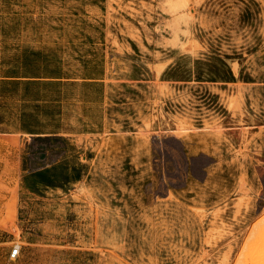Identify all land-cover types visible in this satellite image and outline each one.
Segmentation results:
<instances>
[{
    "label": "rangeland",
    "instance_id": "rangeland-1",
    "mask_svg": "<svg viewBox=\"0 0 264 264\" xmlns=\"http://www.w3.org/2000/svg\"><path fill=\"white\" fill-rule=\"evenodd\" d=\"M170 2L0 0L10 264H264V0Z\"/></svg>",
    "mask_w": 264,
    "mask_h": 264
},
{
    "label": "crops",
    "instance_id": "crops-1",
    "mask_svg": "<svg viewBox=\"0 0 264 264\" xmlns=\"http://www.w3.org/2000/svg\"><path fill=\"white\" fill-rule=\"evenodd\" d=\"M0 84L5 83L1 82ZM5 108L6 104L3 100V97L1 96L0 169L13 171L19 170L21 167L25 171L32 170L36 164V152L32 149L33 145L30 144L29 141L33 140L34 142L36 137L48 138L54 137L55 135L36 132L35 115L21 113L20 111H9V109ZM20 139L23 141L22 145L19 144ZM25 142H28V144H24ZM21 146H23V149H21ZM9 185L12 186L13 181H9ZM10 203L12 204L11 207H9ZM18 216V203L14 204V202L9 199L5 205L2 199H0V264H10L20 256L21 246L18 245V255L15 258L11 257L12 249L16 247V245H12L15 240L14 236L12 235V232H14L12 226L13 223L3 220V218H13Z\"/></svg>",
    "mask_w": 264,
    "mask_h": 264
},
{
    "label": "bare ground",
    "instance_id": "bare-ground-1",
    "mask_svg": "<svg viewBox=\"0 0 264 264\" xmlns=\"http://www.w3.org/2000/svg\"><path fill=\"white\" fill-rule=\"evenodd\" d=\"M168 1H169V0H168ZM170 1L172 2V3L170 2L172 5H171V6L169 5L170 7H168V8H170V10H173L174 13H175V11H176L178 8H182V7H183V4H182V3L179 4V3L177 2V0H173V1L170 0ZM171 7H172V9H171ZM184 8H186V6H185ZM174 10H175V11H174ZM177 11H178V10H177ZM170 12H172V11H170ZM182 13H183V11H182ZM182 13H181V14H182ZM185 13H186V12H185ZM192 13H193V12H192ZM179 14H180V13H179ZM193 14H194V13H193ZM193 14H192V15H193ZM178 16H179V15H178ZM186 16H190V15H187V14H186ZM174 18H175V17H174ZM176 18H177V16H176ZM177 19H179V17H178ZM187 19H188V17H187ZM189 19H190V17H189ZM189 19H188V20H189ZM184 20H185V19H184ZM184 20H183V21H184ZM178 21H180V20H178ZM185 23H186V22H185ZM180 162H181V161H180ZM183 163H184V162H183ZM180 164H181V163H180ZM191 170H192V169H191ZM167 172H168V171H167ZM170 174H171V173H170ZM162 175H163V174H162ZM163 178H164V177H163ZM203 250H204V249H203ZM200 251H201V250H200ZM203 253H204V252H203ZM204 255H205V254H204ZM219 263H220V262H219ZM204 264H205V263H204Z\"/></svg>",
    "mask_w": 264,
    "mask_h": 264
},
{
    "label": "built area",
    "instance_id": "built-area-1",
    "mask_svg": "<svg viewBox=\"0 0 264 264\" xmlns=\"http://www.w3.org/2000/svg\"><path fill=\"white\" fill-rule=\"evenodd\" d=\"M18 252H19V247L18 246L14 247L11 252V257L15 258L18 255Z\"/></svg>",
    "mask_w": 264,
    "mask_h": 264
}]
</instances>
